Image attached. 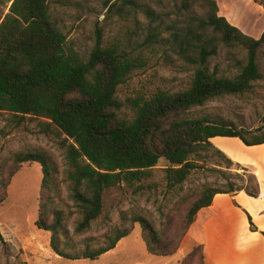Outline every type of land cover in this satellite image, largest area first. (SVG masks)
I'll use <instances>...</instances> for the list:
<instances>
[{
  "label": "trees",
  "instance_id": "1",
  "mask_svg": "<svg viewBox=\"0 0 264 264\" xmlns=\"http://www.w3.org/2000/svg\"><path fill=\"white\" fill-rule=\"evenodd\" d=\"M9 1L8 11H0V111L15 122L41 118L45 131L50 128L59 137L65 136L63 182L78 219L70 232L66 214L54 204V196L60 194L57 169L44 153L12 155L0 181V206L7 198L11 177L22 164L39 163L42 178L35 225L50 233L49 246L56 255L68 260H96L114 249L137 223L149 254L171 256L180 249L197 211L209 206L216 194L243 190L252 197L259 195L257 177L239 165L236 168L241 173L231 172L233 162L213 146L210 138L237 137L245 145H257L264 143V132L239 130L223 119L191 116L189 112L216 97L241 94L262 78L257 60L264 54V31L256 38L230 24L219 15L217 0H173L180 10L201 12L186 19L183 30L175 35L179 48L195 54L201 66L183 90L157 91L149 97L128 100L134 112L130 119L120 113L123 102L116 97V90L138 66L136 57L117 45H102L97 40L83 59L67 46L65 34L51 18L47 0ZM144 11L150 13L149 9ZM219 44H235L246 51L244 66L232 77L218 76L206 67L207 58L216 54ZM209 151L224 162L225 170L215 171L225 182L201 189L184 216L177 238L164 236L149 219L135 214L129 226L112 227L98 237L86 236L77 241L81 247L74 243V238L87 232L101 215L106 189L145 175L160 159L168 162L165 169L170 185L181 183L201 167L191 156ZM195 252L204 264L201 244L193 245L186 256Z\"/></svg>",
  "mask_w": 264,
  "mask_h": 264
},
{
  "label": "rangeland",
  "instance_id": "2",
  "mask_svg": "<svg viewBox=\"0 0 264 264\" xmlns=\"http://www.w3.org/2000/svg\"><path fill=\"white\" fill-rule=\"evenodd\" d=\"M51 18L65 34L67 46L79 57L87 59L97 40L102 45H117L138 59L126 80L117 86L116 97L123 102L121 115L132 118L134 112L128 100L149 97L157 91L176 92L187 88L199 58L179 48L175 35L183 30L185 20L201 14L180 10L173 0H47ZM114 3L113 7L109 4ZM219 15L253 37L264 31V0H217ZM11 1L0 0V11H8ZM146 13L144 10H148ZM180 37V35H179ZM262 78L241 94H229L209 100L190 110L191 116H211L232 123L237 129L264 132V54L258 57ZM246 62L241 46L219 44L215 55L206 60V67L218 76L232 77ZM41 118L26 117L15 122L0 111V181L5 176L15 152L46 154L57 169L60 194L54 204L66 214V225L73 232L78 219L63 182L67 167L65 136L59 137L40 125ZM201 167L187 178L170 185L166 169L168 162L160 159L145 175L122 180L106 189L102 197V213L90 229L74 238V243L86 236L98 237L112 227L130 225L133 215L149 219L164 236L177 238L190 204L206 185L224 183L216 168L224 162L211 151L191 156ZM220 163L222 166L216 164ZM232 164L230 171H242ZM42 178L39 163L22 164L6 188L7 198L0 206V264H202L199 252L186 256L190 241L171 256L161 257L147 252L135 223L130 234L118 241L115 248L96 260H68L56 255L49 246L50 233L35 225L38 196ZM232 180L239 181L235 178ZM240 183V181H239ZM2 187L0 185V192ZM80 242V241H79ZM77 247H81V243ZM186 256V257H185Z\"/></svg>",
  "mask_w": 264,
  "mask_h": 264
},
{
  "label": "crops",
  "instance_id": "3",
  "mask_svg": "<svg viewBox=\"0 0 264 264\" xmlns=\"http://www.w3.org/2000/svg\"><path fill=\"white\" fill-rule=\"evenodd\" d=\"M234 165L247 168L259 181V195L243 190L216 194L199 209L184 241L203 247L204 264H264V143L245 145L237 137L210 138Z\"/></svg>",
  "mask_w": 264,
  "mask_h": 264
}]
</instances>
